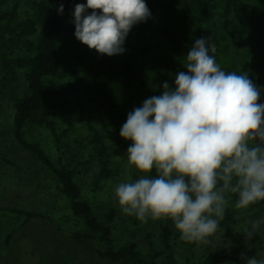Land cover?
Returning <instances> with one entry per match:
<instances>
[{
  "label": "rangeland",
  "instance_id": "obj_1",
  "mask_svg": "<svg viewBox=\"0 0 264 264\" xmlns=\"http://www.w3.org/2000/svg\"><path fill=\"white\" fill-rule=\"evenodd\" d=\"M15 1L5 0L0 9H11ZM35 1L22 0L21 11L33 13ZM205 1L206 14L201 20H195L188 18L189 11L181 5L168 8L170 0H145L155 14L152 19L132 26L123 45L125 51L121 54H99L78 41L74 32V39L65 37L67 44L69 41H74V44L60 50L61 68L53 78L57 84L74 89L69 96L73 111L52 117L59 139L49 128L33 121L29 120L25 127V136L29 141L39 142L55 163H63L75 171V179L81 184L84 197L90 201L100 219H106L111 207L117 209L111 225L115 244L135 242L146 257L157 245L158 226L163 218L141 221L122 213L114 189L129 176L135 180L142 175L154 176L155 172L141 173L129 167L126 150L131 141L122 137L118 140L115 138L117 134L107 133L109 124L104 113L105 106L102 99L95 97L97 87L90 73V62L93 57L111 58L115 64L125 58L146 60L153 73L163 54L168 53L169 44L165 39L158 45V34L167 33L176 34L186 43L177 54L181 64L176 62V66L172 67L181 71L185 68L186 54L192 47L183 36L191 32L193 36L211 37L216 48L211 54L222 70L237 74L245 72L254 84L264 89V30H257L256 14L250 12L227 17L220 2ZM255 3L258 10H264L262 0ZM186 6L194 7V3L188 0ZM224 24L234 34L229 35ZM192 29L196 31L195 34ZM206 30L210 34L207 35ZM193 36L192 39L195 38ZM215 37L219 38L220 43L213 40ZM25 38L16 33L0 42V69L12 57L26 53L22 44ZM9 75L0 70V264H120L99 257L96 253L98 241L95 239L76 240L72 236L74 231L87 230L84 220L73 213L69 198L62 192L61 183L54 173L13 134L12 94L21 91V87H18L17 81L10 82ZM168 84L175 86L174 80ZM146 98V89L141 87L133 109L141 106ZM91 123L108 135L109 151L114 152L109 162L111 173L107 178L100 179V186L96 184L102 169L98 154L93 163L85 162L96 149ZM226 194L230 195L226 197V207L234 212L237 223L264 217V210L236 209L234 194ZM16 209L33 210L44 215L23 222L26 214ZM10 232L12 234L7 240ZM211 243L210 247H181L182 250L178 252L180 256H176L174 264H199L210 251L217 253L219 264H243L242 254L246 257L257 255L259 258L264 254V225L251 239L232 236L228 229L220 231Z\"/></svg>",
  "mask_w": 264,
  "mask_h": 264
},
{
  "label": "clouds",
  "instance_id": "obj_2",
  "mask_svg": "<svg viewBox=\"0 0 264 264\" xmlns=\"http://www.w3.org/2000/svg\"><path fill=\"white\" fill-rule=\"evenodd\" d=\"M91 9V13L87 10ZM99 10V12L97 11ZM63 12V4L57 9ZM74 36L89 49L112 56L133 25L151 12L145 0H86L72 13ZM210 36L197 38L174 87L146 98L127 114L119 135L131 141L129 167L155 176H129L114 196L122 211L141 221L170 218L180 238L208 243L236 194V209L264 200V103L245 72H225L216 62ZM264 217L247 220L246 239L259 233ZM243 264H264V254Z\"/></svg>",
  "mask_w": 264,
  "mask_h": 264
},
{
  "label": "trees",
  "instance_id": "obj_3",
  "mask_svg": "<svg viewBox=\"0 0 264 264\" xmlns=\"http://www.w3.org/2000/svg\"><path fill=\"white\" fill-rule=\"evenodd\" d=\"M21 1L16 0L11 9H0V42L6 40L9 35L16 33L26 37L25 41L22 42L26 53L12 57L11 61L4 63V67L0 69L6 75L11 73L7 76L11 80L10 82L17 81L18 87H21V91L12 94L14 109L13 134L23 146L35 153L54 173L61 183L62 192L69 198L73 213L84 220L87 230L74 231L72 236L76 240L95 239L98 241L97 255L110 262L120 264H160V262L174 264L177 259L176 256H180L178 252L182 250L181 247L196 248L197 246L206 245L210 247L215 236L223 230L229 229L232 236L246 238L244 233L239 231L244 227L245 221L241 224L237 223L238 220L235 219L234 212L226 207L224 219L219 222L216 235L213 234L208 238V243L182 240L179 232L174 227V222L170 218H163L158 226L157 245L151 249V254L148 257L139 251L135 242L115 244L111 225L117 209L111 207L106 219H100L90 201L84 197L82 186L75 179V171L63 163H55L39 142L29 141L25 136V127L30 120L49 128L59 139L56 133V123L52 117L63 116L68 111H73L69 96L74 89L57 84L53 77L60 72L62 61L60 50L64 46L74 44V41H69L68 44L65 41V37L74 39L75 26L72 22L74 6L78 3H86V0H36L33 13L21 11ZM207 1L210 3L211 0ZM217 1L223 6V14L227 17L232 14L254 12L256 14L257 30H264V10L257 9L255 2L258 0ZM262 1L264 2V0ZM3 2L5 0H0V5ZM192 2L194 7H187L188 0H170L167 7L175 8L181 5L187 9L186 11H189L188 18L201 20L207 12L203 6L206 1L192 0ZM61 4H63V12L59 13L57 9ZM91 11V9H88L87 13L90 14ZM97 11L99 12V10ZM150 12L149 20L155 14L152 9H150ZM224 28L229 35L234 34L229 26L224 24ZM189 33L190 35H184L183 37L187 43L193 45L195 40L200 37L193 36L191 32ZM195 33L196 31L193 32V34ZM206 34H210V31L206 30ZM158 36V45L163 43L164 39L169 44L168 53L163 54L159 66L154 69L153 73L150 72L151 67L146 60L132 61L125 58L121 63L115 64L111 58L93 57L91 59L90 73L94 76L93 80L97 87L95 97L103 100L104 113L109 124L107 133L117 134L115 138L118 140L121 137L119 135L120 128L126 121L127 114L133 110L139 89L141 87L146 89L147 98L152 95H160L163 91V83L173 81L175 75L180 72L172 67L176 66V62L181 64L177 54L182 51L181 48L186 43H183L176 34L159 33ZM192 36L195 38L192 39ZM213 40L220 43L217 37ZM250 53L252 54V52ZM181 71H187V69L184 68ZM257 103H264V89L261 90ZM90 128L94 133L96 149L85 162L87 164L93 163L95 155L98 154L102 169L96 184L100 186V179L107 178L111 173L109 162L114 152L109 151L111 145L108 142V135L93 123L90 124ZM226 197H230V195L226 194ZM234 197L236 201V194H234ZM245 209L262 211L264 210V200L251 204ZM16 210L26 214V219L23 222L31 217L44 215V213L33 210ZM11 234L12 232L8 234L7 240H9ZM199 264H219L217 253L210 251Z\"/></svg>",
  "mask_w": 264,
  "mask_h": 264
}]
</instances>
